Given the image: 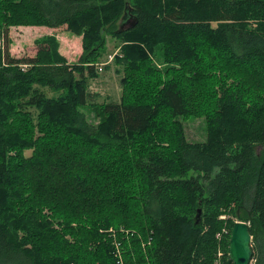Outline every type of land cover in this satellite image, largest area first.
I'll return each mask as SVG.
<instances>
[{"label":"trees","instance_id":"1","mask_svg":"<svg viewBox=\"0 0 264 264\" xmlns=\"http://www.w3.org/2000/svg\"><path fill=\"white\" fill-rule=\"evenodd\" d=\"M18 26H65L81 54L0 46V264H215L223 225L232 264L225 215L264 264V0H0ZM104 35L119 101L88 91Z\"/></svg>","mask_w":264,"mask_h":264},{"label":"rangeland","instance_id":"2","mask_svg":"<svg viewBox=\"0 0 264 264\" xmlns=\"http://www.w3.org/2000/svg\"><path fill=\"white\" fill-rule=\"evenodd\" d=\"M132 19H128L126 26L132 23ZM120 26V24H119ZM125 25H122L124 29ZM52 31V32H51ZM52 34H50V33ZM53 36L58 43V52L65 57L70 63H75L81 53V48L77 36L71 34L67 28L60 27L55 30H46L42 32L40 30H28L25 27H10L7 30V34L4 35L0 31V46H7L11 57L24 58L34 56L38 49V41L42 40L44 36ZM105 38V49L100 58L98 64L95 65L97 68L98 77L88 81V91L96 95V100L101 102L102 100L119 101L121 97V85L120 78L121 74L116 73V67L113 65L112 57L118 51L119 42L112 38L110 35H104ZM101 68V70H99ZM47 95H51V92L45 90ZM92 120V116H88ZM184 132L189 142H203L207 136L206 121L203 117H190L185 121H182ZM30 151L25 152V156H29ZM195 217V216H194ZM226 220L239 221L236 217L231 215H225ZM225 220V221H226ZM225 227L223 225L222 229ZM221 245L222 242L227 240L226 232L222 231ZM229 242V240H228ZM228 249V248H227ZM228 255V253H227ZM215 264H227L226 252L221 247V256H216ZM252 263V262H251ZM250 263V264H251Z\"/></svg>","mask_w":264,"mask_h":264},{"label":"water","instance_id":"3","mask_svg":"<svg viewBox=\"0 0 264 264\" xmlns=\"http://www.w3.org/2000/svg\"><path fill=\"white\" fill-rule=\"evenodd\" d=\"M201 210L196 211L195 219H200ZM252 238L248 225L242 221L233 223L230 230L228 242V259L232 264H250L252 258L251 251Z\"/></svg>","mask_w":264,"mask_h":264},{"label":"crops","instance_id":"4","mask_svg":"<svg viewBox=\"0 0 264 264\" xmlns=\"http://www.w3.org/2000/svg\"><path fill=\"white\" fill-rule=\"evenodd\" d=\"M62 27H65V26H62ZM25 28H27L28 30H30V29H33V30H40V31H42V32H46V30H55V28H48V27H45V26H40V27H35V26H28V27H25ZM60 28V27H59ZM66 28V27H65ZM52 32V31H51ZM50 33V32H49ZM50 34H52V33H50ZM44 36H46L45 34H44ZM78 38V40H79V43H80V47H78V49H80L81 48V38L80 37H77ZM81 54V53H80ZM69 62V61H68ZM70 63V62H69Z\"/></svg>","mask_w":264,"mask_h":264},{"label":"built area","instance_id":"5","mask_svg":"<svg viewBox=\"0 0 264 264\" xmlns=\"http://www.w3.org/2000/svg\"><path fill=\"white\" fill-rule=\"evenodd\" d=\"M22 67H23V69L26 68L25 66H22ZM99 70H101V68H99ZM221 218H222V219H225V216H222ZM222 231L226 232V234L228 233V230H227L225 227L222 229ZM222 231H221V232H222ZM216 239H217V241L219 242L218 250H217V255H218V256H221V245H220L221 235H220V233H218V234L216 235Z\"/></svg>","mask_w":264,"mask_h":264},{"label":"clouds","instance_id":"6","mask_svg":"<svg viewBox=\"0 0 264 264\" xmlns=\"http://www.w3.org/2000/svg\"><path fill=\"white\" fill-rule=\"evenodd\" d=\"M245 223V222H244Z\"/></svg>","mask_w":264,"mask_h":264}]
</instances>
